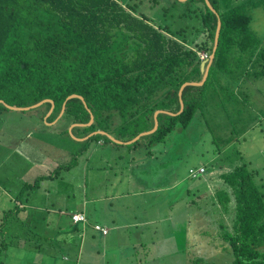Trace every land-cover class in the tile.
Returning a JSON list of instances; mask_svg holds the SVG:
<instances>
[{"label":"trees","instance_id":"16d2710c","mask_svg":"<svg viewBox=\"0 0 264 264\" xmlns=\"http://www.w3.org/2000/svg\"><path fill=\"white\" fill-rule=\"evenodd\" d=\"M142 1L157 5L156 18L135 11L132 0H0V100L24 107L51 99L54 108L49 120L56 118L66 101V118L86 124L90 113L82 101L77 97L66 100L71 94L81 95L93 115V122L76 128L77 131L87 136L98 130H113L123 141L151 130L154 113L161 110L157 114L156 129L127 145L136 147L144 142L151 148L156 146L153 150L159 154L150 152L149 160L153 159V165L145 163L140 177L147 185H159L167 178L176 181L195 168L191 160L201 153L185 154L190 150L191 136L186 133V142L180 139L177 142L174 136L179 134L177 129H187L199 111H203L199 120H218L217 114L206 107L208 89H214L213 97L221 93V97L228 95L230 99L229 79L234 71L239 74L240 66H243L240 77H264V35L258 37L251 27L253 10L264 9V0H234L225 8L221 0H209L215 12L205 0H139ZM183 4L187 5V11L177 12ZM191 4L195 9L190 8ZM190 12L200 19L207 38L191 42L192 45L179 40L171 28V20L188 16ZM218 20L220 29L213 51ZM208 41L212 46H207ZM199 50L207 55L213 52L201 84L197 83L203 77ZM221 103L219 111L225 114L226 120H243L230 115L222 98ZM44 105L48 110L51 107L49 102L41 107ZM3 110L9 111V108L0 103V111ZM112 116L123 121L111 127L108 120H112ZM100 139L111 141L101 133L91 135L81 142L79 153H83L90 142ZM187 146V151L182 152ZM238 155L234 158L241 164L232 171L222 170L219 177L227 179L219 181L214 191L217 203L227 208L224 212L228 208L234 212L233 235L222 236L231 243L233 264H264V196L252 181V173L246 169L245 153ZM201 157L207 164L205 157ZM75 158L69 164L57 166L51 178L60 175L62 168L69 169ZM207 160L218 167L217 156ZM214 186L210 182L209 190ZM19 211L20 208L3 212L0 255L7 251L4 230L7 216ZM194 258L187 264H211ZM34 259L25 256L21 261L37 264ZM0 264H6L1 257Z\"/></svg>","mask_w":264,"mask_h":264},{"label":"rangeland","instance_id":"374dc122","mask_svg":"<svg viewBox=\"0 0 264 264\" xmlns=\"http://www.w3.org/2000/svg\"><path fill=\"white\" fill-rule=\"evenodd\" d=\"M126 1V0H123ZM181 2H186V0H180ZM234 0H221L220 4L222 7H228L233 3ZM133 5L135 7V11H138L142 14H145L146 16L150 18H154L158 9L157 5H153L152 1H142L139 2V0H132ZM206 3V2H205ZM187 4V3H186ZM187 5L183 4V6L179 7L177 12H182L183 10L187 11ZM190 8L195 9L194 5H190ZM196 14L194 12H190L188 16H183L181 18H174L171 20L172 25L171 28L175 32V36L179 40L185 41L186 44L192 45L191 42H202L207 40L205 34L203 33V25L200 21V19L196 18ZM156 18V17H155ZM170 22V23H171ZM163 24V23H162ZM161 24V25H162ZM163 26V25H162ZM251 27L254 30L255 34L258 37H262L264 35V9L262 8H256L253 10V18L251 21ZM207 46H212V44L208 41ZM199 57L202 60H209L210 55L204 54L203 51L199 50L197 52ZM208 62V61H207ZM206 62V63H207ZM239 68V74L238 71H234V74L230 77V81L228 83L229 87L231 88V95L229 96L230 99H228V95L221 97L220 94L214 95V89H208L209 95H206L205 97L208 100L207 103V109L215 112L217 114L218 120H199L200 114L203 112H198L194 115L193 119L191 120L190 124L188 125L187 129H177L176 132L179 133L178 135H175L174 137L177 142H179L178 139L186 142L188 140L187 134L191 136V146L188 153L191 156L193 155V152L201 153L200 155L205 157L206 162H202L200 158L201 156L194 157L193 160H191V165L193 166H199L203 165L202 167L206 168V175H198V171L194 173H189L186 175L185 183L186 184H193V183H200V182H212L214 183V188L212 191L208 192L209 194L204 196L202 195L200 199L195 198L196 204L201 203L202 198L206 200H210V196L214 195L215 188L219 184V181L221 182L223 179H227L226 176L219 177V173L224 169H230L231 171L239 166L241 163L238 162L239 159L234 158V156H239L238 154L245 153L246 160L244 163L247 166V171H249L251 174V179L256 185V188L263 194L264 196V77L260 79H254V77L248 76L246 77H240L241 70L243 66H240ZM249 67V66H247ZM244 79V80H243ZM248 79V80H247ZM251 80L253 83L249 82ZM229 91V90H228ZM241 95V96H240ZM226 97V100H225ZM221 98L224 102V104L228 107V111H230V115L238 116L239 118H243V120H226L225 114L223 112H220V106ZM43 104L38 105L34 109H30L26 112L20 111V110H10L6 111H0V120H5L3 125L0 126V132L1 129L5 128L10 133H17L18 128H15L12 130V126L16 123H23L27 124V122L30 121H36L39 120V125L42 126L44 120H49L50 112L52 109L49 110ZM222 107V106H221ZM225 108V107H224ZM236 108L242 109V111H236ZM48 110V111H47ZM224 110H227L225 108ZM47 111V112H46ZM61 111V110H60ZM208 111V112H210ZM46 112V113H45ZM156 112V111H155ZM45 113V114H44ZM62 112H59V114H62ZM207 114V112L205 111ZM59 114L56 116L58 117ZM42 116V117H41ZM46 117V118H45ZM66 114H62V116H59V120H69L66 118ZM208 119V118H207ZM112 120L115 122L118 121V118L115 116H112ZM51 121V120H50ZM138 121V120H136ZM134 121L132 124L128 125L129 128L133 127ZM141 122V120H139ZM215 122V123H214ZM214 123V124H213ZM249 123L250 127L249 132L245 133L247 136L245 139L242 138V136H239L241 131L246 129L247 125ZM59 125H62L63 122L60 123L58 121ZM58 125V126H59ZM110 125V124H109ZM111 126V125H110ZM62 127V126H61ZM112 127V126H111ZM178 128H181L180 126H177ZM227 130V131H226ZM226 131V132H224ZM77 133V131H74ZM151 133V132H150ZM176 133V134H177ZM141 134V133H139ZM94 135V134H93ZM138 135V134H137ZM107 136V135H106ZM17 136H14L10 138L9 142H16V140L21 141L20 138H16ZM59 138L62 139V143L60 142L59 145L62 148L61 149V156H62V162L60 165H64L66 163L69 164L72 157L68 154V136L66 135H59ZM136 136L131 139L132 141L135 140ZM230 138L234 141H230ZM190 141V139H189ZM228 142L229 145L227 144ZM131 144V143H130ZM10 145V143H9ZM74 146V145H73ZM108 146V147H107ZM110 145H103L98 146L95 151L94 146L91 147L87 154H84L81 161L79 160V164L73 168V170L67 171L66 167L62 168L61 170V182L63 184L60 185L59 190L62 194V197L60 201H82V200H90L88 202L86 207V221L84 222H73L74 223H82L86 224L87 230L92 231V233L100 234L101 232L98 230H95L93 225L94 222H98L104 225H109L111 231L118 228L122 230L123 237L120 239L121 246H118V254L116 256L115 250L110 252L108 251V246L105 247L104 252H101L100 261H94L92 260L91 256L92 254L95 255V252L93 251L94 246H83L81 247L82 255L79 258L78 264H166V262L171 261L169 264H176L178 260L175 257L176 252L181 253L179 251H175L170 257L168 258H158L156 253H159V256H162L163 252L167 250L166 246L174 240L172 237L168 238V235H165L163 233L164 230L160 229L161 235L156 236L153 233V230L151 228V224L147 223L143 229H141V242H152L154 240L159 239V246L156 244H153L154 249L150 251L148 254H145L142 251V247L140 246L138 248V244L136 242L137 236L136 234L128 227L126 226H119V220L117 216L114 214V209H121L122 205L124 204V201H128L130 196H127L122 193L121 188L124 184L128 183L127 180L123 182L119 187L115 185V178L109 176L111 172L114 173L115 167H123V159L125 162L127 160L131 161V158L133 156L138 155L142 150V146L140 144H137L136 147H128L122 146L120 148L117 147H109ZM145 147H148L147 145ZM156 147V146H154ZM154 147H149L150 151H153ZM182 148H180L181 150ZM188 146L185 147V149H182V152L187 151ZM10 149H6L4 147L0 148V152L3 155H6V152H9ZM20 150V149H18ZM58 150V149H57ZM192 151V152H191ZM222 151L221 154H218V152ZM92 152V153H91ZM213 152H216V154H213ZM59 154V151H58ZM213 154V155H212ZM87 162H86V157ZM214 156H217V166L221 168L219 170L218 167H216V164H210L208 158H212ZM138 156H136L137 158ZM3 161V162H2ZM23 157H21V154L16 155V151H12L11 154L8 156L7 159L0 160V171H2L1 174L6 175L8 178H11L13 172H11V168H15L16 164L18 166H21L22 168L26 169L27 166L24 164ZM202 162V163H201ZM28 163V162H26ZM212 163V162H211ZM136 166V161H135ZM213 166H215L213 168ZM227 166V168L222 169V167ZM133 169L132 166H129L128 169ZM19 169V168H17ZM16 169V170H17ZM212 170V171H211ZM210 171V172H209ZM4 172V173H3ZM86 172V178L89 174H91V178L95 175L97 178L96 181V189L87 190L85 196L82 193L74 192L75 197H72L68 191L65 185L68 181L72 180L73 182V191L75 190L74 182L80 181V177L83 175V173ZM209 173V176H208ZM72 174V175H71ZM104 174V179H99V177ZM113 175V174H112ZM134 176L138 178L139 172L134 170ZM205 178V181L203 180ZM65 182V183H64ZM227 188V187H226ZM30 191L32 189H29ZM228 190V188H227ZM157 192V191H156ZM201 193V192H199ZM207 193V192H206ZM230 193V189L228 191ZM107 194V198L105 196ZM156 196L163 197L162 193H156L155 196H149L147 194L141 195L142 198H144L148 203V210H150L152 213H157L156 216L161 217V207L164 204L165 200L163 201L161 199H153ZM212 196V199H215ZM216 197V196H215ZM217 198V197H216ZM128 199V200H127ZM232 203L233 205L235 202H233L232 197ZM155 205H158L157 208L154 207ZM7 209L11 207L5 206ZM163 215L166 216H173V211L168 209V207L163 206ZM201 209L205 210L206 215L210 216L208 218L207 216H202L203 226L204 228L201 229V231H192L190 228L189 238L192 239L190 244V255L191 259L199 257L203 261L209 260L212 263L218 264L220 261H223L220 264H233L234 260V254L232 252L230 241L226 240L225 237L222 236V234H232L234 231L233 223L231 220L234 217V212H231V208H228L227 211L224 212L227 208L222 206L220 203L206 205L205 207H202ZM87 213H90L87 214ZM230 213V214H229ZM192 216V215H191ZM108 217H111L113 220H107ZM125 217H128L125 215ZM71 219V215H70ZM169 219V218H168ZM171 220L173 218H170ZM129 220V219H128ZM113 221H115V224H113ZM1 222V221H0ZM27 225L30 224H36L37 222H30V221H24ZM170 220L166 222L165 228L169 230V223ZM192 223L196 224L197 220H192ZM121 224V223H120ZM74 226H80V225H72ZM183 228V227H182ZM181 228V229H182ZM42 229L47 230L45 227ZM186 229V228H185ZM6 230V228H5ZM108 230V229H107ZM212 231H216L218 235L211 236L210 234ZM31 233L30 236H19L17 238L10 237L9 234L5 236L6 242H7V254H1L0 257L2 260L6 261L7 264H24L23 261H21V258L25 256H33L37 259V261L41 262L42 264H53L54 259L58 261L60 264H67L68 259H64L56 254H49V253H38L37 247L41 243H44L42 240V237H39L40 232L34 230L32 227L29 228L27 231L25 230V233ZM108 232V231H107ZM70 234V233H69ZM68 234V235H69ZM38 235V236H37ZM233 235V234H232ZM39 237V238H38ZM69 238L71 236L69 235ZM222 240H218V239ZM196 239V240H195ZM185 240H187V232L185 230ZM204 240L208 243L214 242L219 243L220 242L224 244V248H211L209 245L205 246L204 242L196 243V241ZM166 243V246L164 245ZM119 245V244H118ZM146 245V244H145ZM199 245V246H198ZM204 245V246H202ZM67 246V245H60L59 248ZM195 246H198V251L202 254H196L192 252L193 248ZM228 247V248H225ZM70 248V249H69ZM68 249L71 250L74 248L73 245L69 247ZM31 249V250H29ZM67 249V247H66ZM186 249V247H185ZM44 250V249H43ZM4 252V251H2ZM1 252V253H2ZM69 258H74L73 254L69 251ZM7 256V258H6ZM83 256V258H82ZM149 256V258H148ZM156 256V258H155ZM194 258V259H195ZM158 259V260H157ZM210 263V262H209Z\"/></svg>","mask_w":264,"mask_h":264},{"label":"crops","instance_id":"0c3cea01","mask_svg":"<svg viewBox=\"0 0 264 264\" xmlns=\"http://www.w3.org/2000/svg\"><path fill=\"white\" fill-rule=\"evenodd\" d=\"M50 108L53 110L54 106H51ZM156 112V114L154 113V126L149 131L156 129V125H158V111ZM62 114H59V116H62ZM58 117L51 121L44 120L45 122H43L42 126L39 125V120H37L38 122H27L26 125L18 122L12 126V130L18 128L17 131L19 132L17 133H10L5 128L1 129L0 148L4 147L10 150L9 152H6V155H3L0 152V160L7 159L12 151H16L17 157L19 154H21V157H23V160L25 161L24 164H26L27 166V168L24 169L16 164L15 168H11L10 170L14 173L12 174L11 178H8L6 175L1 174L2 171H0V221L3 220V212L9 210L12 211L16 210L17 208H20V211L18 213L14 212L7 216V223L4 227L6 228V230L4 229L5 236L6 234H9L10 237L14 238H17L19 236H30L31 233H25V230L27 231L29 228L32 227L34 230L40 232L39 237H42V241L44 242L41 243V246L39 245L37 247L36 252L41 254H56L64 259H68L67 264L79 263V258L82 255L81 247L83 246H94L93 251L95 252V255L92 254L89 257H91L92 260H94L95 262L100 261V256L102 255L101 252L106 251V246H108L107 249L109 252L110 250H115L117 256L118 246H121L120 244H123L120 243V239L123 237L122 230L116 228L111 231L109 225L104 223V225L101 224V226L106 227L108 229V232L106 234H94L91 230H87L88 225L86 224H73L70 219V215L76 212H82L86 214V204H88L90 200H82L75 202L60 201L62 194L58 187L63 184L60 179L61 173L57 177L55 176L53 178H51V175L54 169L57 168V166H60V163L62 162V150L59 149L62 148L59 145L60 142L62 143V139L59 138V135L63 134L66 135V137L68 136V154L72 157V159L74 158V156H76L74 163L72 161L73 164L71 163L72 165L70 166V168L66 169L70 172L79 164V160L81 161L84 154H87L91 147L94 146V150H92V152L95 151L98 146H103L104 144L110 145L109 147L120 148L122 146L130 144L131 140H120L116 137V134L113 130L108 131L109 133L107 131H104L113 138H115L116 141L110 139L107 136L111 140L110 142H104L101 139L96 142H90V144H88L87 149H85L84 152L80 154L79 148L82 147L81 142L88 138L87 136L89 134L87 136L81 135V133H79V130L77 131L76 128L84 127L86 125L83 123L73 122L72 120H59L60 118ZM4 121L5 120H0V126L3 125ZM58 121H60V123L63 122V124L59 125ZM122 121L123 120H118L117 122H115L114 120H108V125L110 124L112 127H115ZM92 122L90 120L88 125ZM248 126L249 123L246 129L241 131L239 135L242 136L243 139H245V137L247 136L245 133L249 132V128L252 127V125L250 127ZM74 131H77V133ZM141 135H143L142 132L141 134H138L135 139L139 138ZM14 136L17 137L13 138V140H15L16 138H20L21 141L19 142V140H16V142H9L10 138ZM114 143L118 144L119 146H116ZM140 145L142 146L143 150L138 155H136L138 156L137 158L136 156H133V158H131V161L127 160L126 162L123 159L124 162L122 165L124 166L121 167L120 165L119 167H115L114 173L111 172L109 174V176L115 178V185L117 187L123 184L125 180L128 181V183L124 184V186L120 188L123 194L130 196V198H128L129 200L127 199L128 201H124V204L122 205L121 209H114L113 212L117 213L114 215L117 216L119 220V226H126L136 234V242L138 244V248L141 246L142 251L145 254H148L154 249L153 244L159 246V239L154 240L152 242H141V229H143L147 223H150L151 228L154 229L153 233L156 236H158L159 234L161 235L160 229L164 230L163 233H165V235L169 234L168 238L172 237L174 240H172L171 242L169 241L167 246L165 243L164 245L166 246L167 250L163 252L162 256H159V253H156L157 257L161 259L168 258L175 251L180 250L182 254L177 252L175 254V257L178 260L176 264H187L191 260L190 247L192 244H190V242L192 239L189 238L190 228L192 231H201V229L204 228V226L202 225L203 221L201 218L202 216H207L208 218H210V216H208V214L206 215L205 210L201 208L205 207L206 205L216 204L217 199L215 196L211 195L210 200H207V198L206 200L202 198L201 203L196 204V202L194 201L195 198L200 199L203 194H205L204 196H206L209 194L208 192L212 191L209 190L210 182L206 181L200 183L186 184V175H182L176 181H174V179L171 181L169 178H167L166 181L160 183L159 185H147L145 180L140 177V175H142L143 170L142 166L145 163H150L151 165H153V159L149 160L152 158V156H150V152H152L154 155L159 153L155 152V150L150 151L148 144L144 142H141ZM146 145L148 147H145ZM129 166H132L133 169H128ZM200 166L203 165L195 166V168H198ZM224 168H227V166H224L222 169ZM134 170L139 172L138 178L134 176ZM223 171H221L219 174H222ZM147 175L148 173L145 174L146 177ZM172 177L173 176H171L170 178ZM104 178V174L99 177V179L102 180ZM96 180L97 178L95 177V175L91 178V174H89L86 178V172H84L83 175L80 177V181L76 180L74 182V186L76 187L74 191L72 180L68 181L67 183H64L65 185H67V191L71 195H73L72 197H75L74 192L82 193L85 196L87 190L96 189V183L94 182ZM28 184H30L31 187H26ZM29 189L32 190L30 191ZM144 193L149 196H155L156 193H162L163 197L156 196L153 198H159L162 201L163 199L165 200L164 204L161 207V217L156 216L157 213H152L150 210H148L149 206L147 201L141 197V195H143ZM105 196L106 198L108 197L107 194H105ZM212 196L215 199H212ZM9 205H11V207L7 209L5 206ZM163 206L168 207V209L172 210L174 215H163ZM154 207L157 208L158 205L154 204ZM87 214L90 215V213ZM125 215L128 217H125ZM170 218L173 219L171 220ZM17 219L19 223L17 222ZM27 220L30 222L37 223L27 225L24 222ZM107 220L113 219L111 217H108ZM167 220H170V222L168 223L169 230L165 228ZM192 220H197V223H192ZM21 221L22 223H20ZM94 224L100 225V223L98 222H94ZM113 224H115V221H113ZM72 225L80 226L72 227ZM43 227H45L47 230L42 229ZM185 230L187 232V240H185ZM68 234L71 236V238H69ZM210 235L216 236L218 235V233L216 231H212ZM218 240L222 239L219 238ZM201 242H204L205 246L209 245V247L211 248H224L223 242H220L219 244L218 242L208 243L204 240H200L196 241L195 244ZM60 245L67 246L59 248ZM71 245H73L74 248L69 250V247H71ZM198 246H195L192 252L196 254H202L198 251ZM67 251L71 252L74 258H69V253ZM34 260L37 264H42L40 261L38 262L36 258ZM170 262L171 261H168L166 262V264H169ZM205 262L215 264L207 259ZM222 262L223 261H220L218 264ZM53 264L60 263H58V261L54 259Z\"/></svg>","mask_w":264,"mask_h":264},{"label":"water","instance_id":"95a60500","mask_svg":"<svg viewBox=\"0 0 264 264\" xmlns=\"http://www.w3.org/2000/svg\"><path fill=\"white\" fill-rule=\"evenodd\" d=\"M205 2H206V4H207V6H208L211 10H213V11L215 12V10H214V8L212 7L210 1H209V0H205ZM219 29H220V21L218 20V22H217V29H216V32H215L214 44H213V51H214V49H215V47H216V44H217V38H218V34H219ZM212 58H213V52L211 53L209 60H207L208 62L205 61V60H202V61H201V63H200V69H201V71H202V73H203V77H202V80H201L200 82H197L198 84H201V83L205 80L206 75H207V70H208V67H209V65H210V63H211V61H212ZM206 62H207V63H206ZM180 93H181V91H179V94H180ZM74 97H77V98H79V99L82 101L84 107H85V108L88 110V112L90 113V120H91V122H92V120H93V115H92L90 109L87 107L86 102H85L84 98H83L81 95H78V94H71V95H69V96L66 98V100H67V99H70V98H74ZM45 102H49V103L51 104V106H54V102H53V100H51V99H43V100H41V101H39V102H37V103H35V104H33V105L24 106V107L8 105V104L5 103L3 100H0V103L4 104L7 108H9V109H11V110H20V111H23V110H29V109L35 108V107H37L38 105H41V104H43V103H45ZM65 103H66V101L62 104L61 112L64 111ZM180 106H181V108L183 107L182 100H180ZM160 111H161V110H158V112H160ZM156 113H157V112H155V114H156ZM167 113L172 114L171 112H167ZM90 120L88 121V123L90 122ZM88 123H86L85 125H88ZM156 127H157V125H156ZM154 130H155V129H154ZM154 130H152V131H154ZM152 131H144V132H142V134H147V133H150V132H152ZM97 133H102V134H104V135H107L110 139L116 141L115 138H113L112 136H110L108 133H106V132H104V131H94V132H92L91 134H89L87 137H89L90 135H93V134H97ZM130 142H132V140H131Z\"/></svg>","mask_w":264,"mask_h":264},{"label":"built area","instance_id":"2783aa9c","mask_svg":"<svg viewBox=\"0 0 264 264\" xmlns=\"http://www.w3.org/2000/svg\"><path fill=\"white\" fill-rule=\"evenodd\" d=\"M71 220L73 222H84V221H86V216L82 212L72 213L71 214ZM93 227L95 230L100 231L102 234H106L108 231L106 227H103L99 224H94Z\"/></svg>","mask_w":264,"mask_h":264},{"label":"clouds","instance_id":"9594fccd","mask_svg":"<svg viewBox=\"0 0 264 264\" xmlns=\"http://www.w3.org/2000/svg\"><path fill=\"white\" fill-rule=\"evenodd\" d=\"M190 171V173H194V172H196V171H198L197 173H198V175H202V174H206V168H204V167H202V166H200V167H198V168H192L191 170H189ZM212 171V170H211ZM210 172V171H209Z\"/></svg>","mask_w":264,"mask_h":264}]
</instances>
